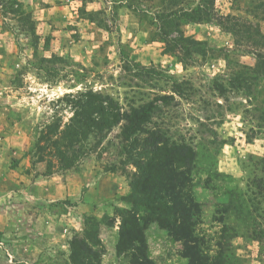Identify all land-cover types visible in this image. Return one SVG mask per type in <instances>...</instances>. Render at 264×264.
Masks as SVG:
<instances>
[{
	"label": "rangeland",
	"instance_id": "1",
	"mask_svg": "<svg viewBox=\"0 0 264 264\" xmlns=\"http://www.w3.org/2000/svg\"><path fill=\"white\" fill-rule=\"evenodd\" d=\"M121 3L70 0L79 24L53 10L45 25L43 0H0V224L13 214L23 232L65 233L50 239L40 264H71V241L92 228L101 250L90 264H134L116 243L122 211L133 209L131 159L145 135L138 145L122 141L125 120L94 129L91 111L75 105L81 94L100 93L121 112L149 106L144 131L194 149L189 174L203 248L225 249L226 264H264V0H216L213 23L183 28L205 43L188 60L164 46L149 18L120 14ZM226 16L250 24L257 51L235 45ZM124 23L134 29L129 38ZM145 238L152 264L187 263L169 231L151 223ZM0 242L8 257L1 232Z\"/></svg>",
	"mask_w": 264,
	"mask_h": 264
},
{
	"label": "trees",
	"instance_id": "2",
	"mask_svg": "<svg viewBox=\"0 0 264 264\" xmlns=\"http://www.w3.org/2000/svg\"><path fill=\"white\" fill-rule=\"evenodd\" d=\"M146 1H152L151 5L146 6L142 0H122L120 6L135 13L139 20L149 18L148 24H153L156 33L164 37V46H174L178 55L186 60L198 53L196 48L205 45L202 41L191 40V36L184 35L182 27L189 23H213L217 14L216 0H200L192 7L187 0ZM261 10L259 14L264 18V9ZM226 18L235 45L244 43L250 50L257 51L261 42L252 40L250 24H239V18ZM168 38L169 41H166ZM80 96L85 99L78 101L75 107L85 105L91 111L87 120L97 131L125 120L126 124L120 132L122 141L138 145L137 136L145 135L136 158L131 159L137 171L129 193L133 209L122 211L117 253L133 252L134 264H152L146 254L145 231L149 224L155 223L160 229L169 231L173 240L181 243L186 264H226V250L219 248L210 254L208 249L203 248V242L196 233L201 210L192 193L189 174L195 161L194 149L186 143L170 142L157 131H144L142 126L151 114L149 106L133 108L127 113L121 112L110 97L100 93L87 92ZM91 117H108L110 120L100 123ZM130 146L133 148L132 144ZM253 236L255 240L262 237L261 233L254 232ZM99 250L98 230L92 228L85 238L71 241V264H90V261L99 259Z\"/></svg>",
	"mask_w": 264,
	"mask_h": 264
},
{
	"label": "crops",
	"instance_id": "3",
	"mask_svg": "<svg viewBox=\"0 0 264 264\" xmlns=\"http://www.w3.org/2000/svg\"><path fill=\"white\" fill-rule=\"evenodd\" d=\"M43 1L47 4L44 6L45 8L43 9V10H46L47 12L46 16L41 19L45 25L50 24V20H51L50 17H51L53 10H59L58 16L60 19L70 20L69 19L70 16L71 17L73 16V20L75 19V22H76V12H75L76 9L73 7L69 8L70 5L67 4L70 0L63 2L58 7L54 5L55 3L54 0H43ZM119 11H120V14H122L123 16H125L126 13L129 14L130 16H133L132 12L128 10L126 7H123V6L120 7ZM129 20H131V23H132V19L129 18ZM131 23L129 26L128 24L124 23L123 31H125V37L122 36V39L123 37L129 38V36L134 33V29H132ZM190 25L196 26L198 24H194V23L185 24L182 27V29L184 27L188 28ZM122 39H121V42H123ZM8 216H10L9 223L0 224V232L3 233V238L5 239V243L8 244L6 245L8 247V250L6 253L8 257L3 256L2 253H0L1 264L5 262L8 263V261L12 262L13 260L19 263L20 262L24 263V264H40L39 260L43 258L44 253L46 252V248L47 246H49L48 242H50V239H52L54 242H59L61 241L62 236L64 237L65 235V233L63 232H58L54 230L49 231V229H44V228H42L41 231L31 228V229H28L27 232H23L21 229H18L17 227L14 226V223H13L14 220H12V218H14V215L10 214ZM34 217L36 218L35 214H34ZM1 245L3 244L0 242V246ZM61 247H62V244H61ZM39 255H41L40 259H39ZM14 257L15 259H13Z\"/></svg>",
	"mask_w": 264,
	"mask_h": 264
}]
</instances>
